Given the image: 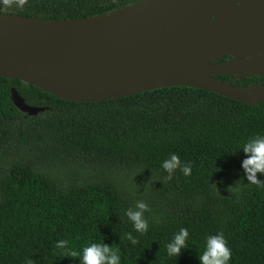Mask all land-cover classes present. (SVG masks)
<instances>
[{"label": "trees", "instance_id": "trees-1", "mask_svg": "<svg viewBox=\"0 0 264 264\" xmlns=\"http://www.w3.org/2000/svg\"><path fill=\"white\" fill-rule=\"evenodd\" d=\"M142 0H15L0 12L50 20L108 15ZM225 80L226 77L219 78ZM264 83V75L235 82ZM44 108L37 115L18 109ZM264 135V101L250 106L184 86L129 97L72 102L17 79L0 77V264H80L55 248L79 251L104 242L120 264H200L208 235L222 231L230 264H264V187L251 184L240 145ZM192 167L171 179V154ZM255 179L264 184V174ZM143 201L149 229L139 236L125 211ZM181 227L188 248L169 257L165 245ZM137 238L134 247L125 233Z\"/></svg>", "mask_w": 264, "mask_h": 264}, {"label": "water", "instance_id": "water-1", "mask_svg": "<svg viewBox=\"0 0 264 264\" xmlns=\"http://www.w3.org/2000/svg\"><path fill=\"white\" fill-rule=\"evenodd\" d=\"M262 74L264 0H142L112 14L62 20L0 12V77L67 101L184 86L254 106L264 101V84L232 83ZM11 98L29 115L44 111L15 88Z\"/></svg>", "mask_w": 264, "mask_h": 264}, {"label": "clouds", "instance_id": "clouds-1", "mask_svg": "<svg viewBox=\"0 0 264 264\" xmlns=\"http://www.w3.org/2000/svg\"><path fill=\"white\" fill-rule=\"evenodd\" d=\"M5 5H11L13 0H2ZM17 6L22 7L26 0H15ZM242 151L247 155L242 161V168L247 174V179L251 184L258 187H264L255 179V174L260 172L264 174V135H256L250 137L242 145ZM162 169L167 173L165 179H171L173 174L179 170L185 177L190 176L192 167L189 163L182 162L180 157L175 153L161 163ZM137 211L128 208L125 211L127 219L131 222L132 227L139 236L147 233L149 229L148 220L145 218V212L149 211L148 205L143 202L136 203ZM130 239L132 246L139 243L137 238H132L127 232L123 239ZM190 241L189 229L181 227L173 233V236L165 245L166 254L169 257H178L182 250L188 248ZM69 241L66 239L57 240L55 248L61 252L70 255L73 258H79L80 264H120V249L118 247H110L102 242L86 243L79 251H75L68 247ZM200 264H230L232 259V250L228 245V241L222 231H218L214 235H208L204 240V249L198 253ZM24 264H34V260L30 257L24 258Z\"/></svg>", "mask_w": 264, "mask_h": 264}, {"label": "flooded vegetation", "instance_id": "flooded-vegetation-1", "mask_svg": "<svg viewBox=\"0 0 264 264\" xmlns=\"http://www.w3.org/2000/svg\"><path fill=\"white\" fill-rule=\"evenodd\" d=\"M232 59V57L231 56H227V57H225L224 59H223V61H228V60H231ZM262 75H264V74H262ZM226 77V79L225 80H221V79H219V78H222V77ZM256 76H261V75H256ZM249 77H255V76H249ZM233 78V76L232 75H221V76H217V79H219V80H221V81H228V80H230V79H232ZM244 78H248V77H244ZM244 78H240V79H237V80H235L232 84L234 85V86H239V87H250V86H255V85H249V86H241V85H237V84H235V82H237L238 80H242V79H244ZM264 84V83H263ZM263 84H256V85H263Z\"/></svg>", "mask_w": 264, "mask_h": 264}]
</instances>
